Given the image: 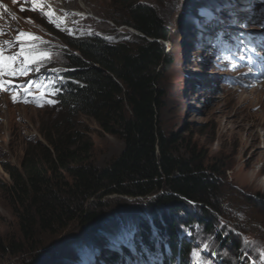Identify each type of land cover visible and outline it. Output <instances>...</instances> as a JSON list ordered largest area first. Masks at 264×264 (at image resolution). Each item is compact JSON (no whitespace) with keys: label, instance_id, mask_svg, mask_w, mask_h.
<instances>
[{"label":"rangeland","instance_id":"obj_1","mask_svg":"<svg viewBox=\"0 0 264 264\" xmlns=\"http://www.w3.org/2000/svg\"><path fill=\"white\" fill-rule=\"evenodd\" d=\"M25 1L32 4L30 0H15V2L0 0V30L4 33L0 35V45H5L6 41L11 42V46L5 45L2 55L4 57L13 55L19 51L22 43L25 50L35 56L34 62L28 65L27 74L0 75V81H10L6 90L0 91V186L7 179L2 169L3 164L19 166L28 145L41 143L42 129L46 132L47 127L51 128L57 119L59 107L52 89L47 87L43 79L41 70V66L45 63H54L62 67L68 63L65 55L67 48L57 36L72 37L82 34L99 37L111 43L133 44L137 35L135 31L126 26H118L112 20V18L124 17L120 6L117 5L123 0H50L63 7L60 13L54 12V17L57 19H50L47 16L57 26H53L57 31L54 35L39 23V16L34 14L20 16L24 11H21L19 3ZM138 1L157 11L170 30V40L166 47L172 59L170 66L164 68L165 71L162 73V89L166 93L165 106L159 115L162 131L166 136L174 135L176 139L181 140L177 149L181 151L182 158H189L192 150L202 159L205 158L203 166L208 168V174L211 172L214 174L217 181L216 200L213 202L215 211L210 210L214 218V228L212 233H208L211 244L215 246L220 238L227 237L228 247L233 236L239 239L240 249L228 247L224 250L225 254H235L242 259H247L246 256L249 255L255 258L257 264H264V212L259 200L260 197H264V103H259L264 101V93L249 94L256 85L264 83V9L259 10L264 7H260V0H247L241 3L236 7H246L249 2L253 3L246 7L245 15L252 14L255 21L245 20V15L235 12L233 19H236V22H229L227 29L224 26L218 28L219 25L213 18L206 26L203 21L197 22V19L207 14L206 9L198 14L203 7L200 5L201 0ZM204 1H207V4L218 3L215 9H221V5L228 0ZM32 6L36 11L46 13L43 7L37 4ZM212 9L209 11L211 12ZM251 23L256 24V27H252ZM20 32L37 37L38 39H35L37 42L25 39L17 43L16 36ZM201 34L206 38V43L202 42ZM184 39L185 43H183ZM225 43L229 44L225 45ZM204 59L208 60L207 64L203 63ZM22 61L23 57H20L13 66L20 67ZM187 62H191V70L184 67ZM210 72L213 74L209 76ZM196 78L216 79L217 86L213 93L207 92L204 99H196L195 93L198 91L193 83ZM219 82H222L221 86L225 88L222 93H218ZM208 87L211 89V85ZM239 91L245 93L242 100L237 99V95H240ZM13 96L16 97L15 102ZM186 96L191 100L184 104L183 102L187 100ZM81 122L82 130L94 144L93 163L96 167H104L119 156L124 148L119 138L106 134L91 118L81 117ZM257 136L256 142L254 137ZM124 201V198L119 196H110L101 202L103 207L98 209L97 213L120 207L118 213L110 216L102 225L103 230L117 227L118 224L125 225L128 221L125 218L154 208L149 204V201H153V197L145 202L140 201L131 205H125ZM98 202L99 199L96 197L91 198L83 208L93 210V205ZM145 204L149 205L144 206ZM185 209L186 206L181 205L179 212ZM121 214L122 218H117ZM136 220L135 218L134 223ZM77 226L71 223L55 237L45 233L38 234L32 243L34 245L38 240L43 246L27 250L29 245L22 239L18 220L13 215L6 198L0 194V238L5 243L14 241L23 243L26 247L24 248L26 252L16 257L4 259L0 255V264L31 263L34 261L32 258L37 254L49 252L59 243L74 244L82 235L90 232L89 229L82 230ZM216 232L221 236H215ZM117 235L126 245H132L124 247L128 251L133 249L136 259L131 261L127 256L128 262L124 264H142L143 260L137 256V247L133 246V239L128 237L126 229L121 228ZM103 236L104 241L85 248L83 263L93 264L90 257L92 261L95 257L97 262L102 247L114 249V246H120L113 235L103 233ZM159 240L162 243V239ZM145 246H140L143 248V253L147 252L145 255L141 253L145 258L144 264L162 262V255L157 246H154L151 252L148 251L149 247ZM94 248L99 250L96 256L92 250L88 251ZM194 253L195 258L202 256L200 250ZM98 258L100 261L97 264H121L119 260L116 263L104 262L105 258H102V255ZM63 260L64 258H61L59 262L66 264ZM44 263L47 262L45 260L41 262Z\"/></svg>","mask_w":264,"mask_h":264},{"label":"trees","instance_id":"obj_2","mask_svg":"<svg viewBox=\"0 0 264 264\" xmlns=\"http://www.w3.org/2000/svg\"><path fill=\"white\" fill-rule=\"evenodd\" d=\"M217 4L213 2V8ZM117 5L124 17L112 18L113 22L136 31V42L111 43L82 34L57 36L67 48L68 61L63 76L66 81L56 96L57 119L46 132L42 129L41 143L28 145L19 166L3 164L7 179L0 194L18 220L27 250L43 246L38 240L32 243L38 234L55 237L71 223L90 231L74 244L59 243L24 264L44 260L46 264H62L61 258H71L69 264H85L82 254L77 256L79 251L101 243L103 233L113 235L120 245L100 251L104 262H122L119 253L129 257L131 253L124 247L129 244L118 238L121 228L126 229L140 255L147 253L141 245L149 247L148 251L157 246L162 255L159 264H257L249 255L242 259L224 253L228 247L240 249L238 238L232 236L228 247L227 237L215 246L211 244L208 233H212L214 218L210 210L215 211L217 192L214 174H208L203 166L205 158L194 150L189 158H182L177 149L181 140L166 136L159 124L166 97L162 73L172 59L166 47L170 30L157 11L138 0H123ZM38 21L48 32L57 33L44 19ZM81 117L93 119L106 134L123 142L119 156L104 167L93 163L94 144L82 130ZM113 194L137 199L138 203L153 197L149 204L154 208L127 219L124 215L128 220L125 225L103 230L105 223L95 222L103 204H94L93 210L83 207L90 198L100 200ZM259 200L264 212V197ZM181 205L186 209L179 212ZM215 236L221 235L216 232ZM24 248L23 243H5L0 238L4 259L25 253ZM196 250L202 252L200 258L194 257Z\"/></svg>","mask_w":264,"mask_h":264},{"label":"bare ground","instance_id":"obj_3","mask_svg":"<svg viewBox=\"0 0 264 264\" xmlns=\"http://www.w3.org/2000/svg\"><path fill=\"white\" fill-rule=\"evenodd\" d=\"M245 2H247V0H238V1H236V0H233L232 2L231 1H226L225 3H223L222 5H221V9H215L216 7H214L213 9H212V7H213V4H207V1H204L203 3L202 2H200V5H202L203 7L201 8V10L200 11H198V14H200V13H202L203 11H204V9H206L207 10V14H204L203 15V19H202V21L204 22V24H205V26L207 25V23H209V21L213 18L214 19V22H216L217 23V25H219V27L218 28H222L223 26L224 27H227V29H229L228 28V26H227V24L229 23V22H236V19H233V14L231 13V10H233L236 6H238V5H240L241 3H245ZM4 4V3H3ZM38 5L39 6H41V7H43L44 8V11L46 12V13H50V15H51V17H54L55 15H54V12H56V11H59V13H60V10L63 8V7H61V5H58V3H57V5H56V3H55V1H54V3L53 2H51L50 0H40V2L38 3ZM12 6V5H11ZM10 6V7H11ZM6 7V6H5ZM220 6H218V8H219ZM1 9V8H0ZM209 9H212V11L210 12L209 11ZM10 10V9H9ZM64 10V9H63ZM7 11V10H6ZM1 12H3V11H1ZM66 13V12H65ZM196 13H197V10H196ZM10 15V14H9ZM66 18V17H65ZM68 20V19H67ZM58 21V20H57ZM62 21V20H61ZM62 23V22H61ZM70 25V24H69ZM205 28V27H204ZM204 28L202 29V32H203V30H204ZM231 29H235L234 27H231ZM220 30V29H219ZM254 30H256V29H254ZM27 31V30H26ZM200 31V30H199ZM251 32H254L253 30H251ZM255 32H257V31H255ZM231 33H233L232 31H231ZM230 35V34H229ZM201 36H202V34H201ZM208 40V39H207ZM32 41V40H31ZM36 41V40H35ZM186 42V40L184 39L183 40V43H185ZM202 42H204V43H206V38L204 37V36H202ZM208 42V41H207ZM184 48H185V44H184V47H183V50H184ZM203 61V63L204 64H207V62H208V60L207 59H204V60H202ZM188 64H186V65H184V67L186 68V69H189L190 67H191V62H187ZM190 70H191V68H190ZM213 73L212 72H210V73H208V75L210 76V75H212ZM214 75H217V73H214ZM196 81H194L193 83H194V85L196 86V88H197V93H195L196 95H197V97H196V99H198V100H200V99H204V96L207 94V92H208V94H211V93H213V91L215 90V88H216V79H212V78H205V79H195ZM209 85H211V89L208 87ZM207 86V87H206ZM214 87V88H213ZM251 92H254V93H258L259 95L260 94H262V93H264V83L263 84H261V85H256L254 88H252V90H250V92H249V94H253V93H251ZM239 94L240 95H237V99H241L242 100V98H244L245 97V93H244V91H239ZM247 94V93H246ZM210 96V95H209ZM240 96V97H239ZM236 97V96H235ZM186 98H187V100L185 101V102H183L184 104L185 103H187V102H190V98L188 99V97L186 96ZM216 98V97H215ZM193 99V98H192ZM195 99V98H194ZM193 99V100H194ZM211 99V98H210ZM213 99H214V97H213ZM262 100V99H261ZM206 101V100H205ZM248 102V101H247ZM258 102V101H257ZM256 102V103H257ZM259 103H264V101L262 102H260L259 101ZM249 104V103H248ZM247 104V105H248ZM186 106V105H185ZM255 139V141L257 142L258 140L256 139V138H258V136L257 137H254ZM104 241V240H103ZM129 243V242H128ZM105 246H108V245H105ZM130 246V245H129ZM132 246V245H131ZM130 246V247H131ZM133 246H134V244H133ZM120 247V246H119ZM88 248V247H87ZM102 248H104V247H102ZM133 248V247H132ZM107 249V248H106ZM128 249H129V247H128ZM82 250V252L81 253H79L77 256H79V255H81L82 254V256L81 257H83L84 256V250H85V248L84 249H81ZM90 250H92L93 251V253L95 254V256H96V253L99 251L98 250V248H94V250L93 249H89L88 251H90ZM154 250V249H153ZM126 251V250H125ZM128 251V250H127ZM87 252V251H86ZM129 252V251H128ZM151 252V251H150ZM63 254H64V252H62ZM86 254V253H85ZM91 254V253H90ZM115 254V253H114ZM88 255H89V252H88ZM99 255H100V252L98 253V256H97V262H96V258L94 257V261H92V257H90V260H91V262L93 263V264H97L98 263V257H99ZM83 259H84V257H83ZM64 260H65V262H66V264H69V262H70V260H71V258L70 259H65L64 258ZM63 260V261H64ZM60 263H63V262H60ZM89 264V263H88Z\"/></svg>","mask_w":264,"mask_h":264},{"label":"snow or ice","instance_id":"obj_4","mask_svg":"<svg viewBox=\"0 0 264 264\" xmlns=\"http://www.w3.org/2000/svg\"><path fill=\"white\" fill-rule=\"evenodd\" d=\"M15 2V0H14ZM30 2L33 5H36L40 2V0H30ZM42 6V5H41ZM32 11H35L36 8L33 7L31 9ZM21 11H24V8H21ZM44 15L49 16L51 19L50 13H44ZM4 34L2 30H0V35ZM34 40L38 39L37 37H33L28 33L20 32L16 36V42L19 43L22 40ZM5 45L11 46V42L6 41ZM5 45H0V75H7V76H17V75H25L27 74L28 71V65L30 63H33L35 60V56L32 53H29L25 50L24 45L21 43L20 44V49L18 52L14 53L13 55L9 57H4L2 55V50L5 47ZM23 57V61L20 65V67H14L13 65L15 62L20 58ZM10 84V81H0V91L6 90V86ZM29 86H31V81H29ZM17 87H19L17 85ZM16 97L13 96V101L15 102Z\"/></svg>","mask_w":264,"mask_h":264},{"label":"clouds","instance_id":"obj_5","mask_svg":"<svg viewBox=\"0 0 264 264\" xmlns=\"http://www.w3.org/2000/svg\"><path fill=\"white\" fill-rule=\"evenodd\" d=\"M19 5L21 6V8L23 7L24 8V13L20 16H23L25 14H34L36 16H39L40 18L44 19L45 22L49 25H51L52 27H57L46 15H44L41 11L38 12V11H32L31 8H33L34 6H32V4H30L28 1H25V3H19ZM38 5V4H37ZM42 10V9H41ZM51 18H55L57 19L56 17H51ZM201 18L200 19H197V22H201ZM53 27V28H54ZM55 29V28H54ZM128 29H131V28H128ZM56 30V29H55ZM133 30V29H131ZM36 31V30H34ZM134 31V30H133ZM38 32V31H37ZM136 32V31H135ZM40 34H42L43 36H45L42 32H39ZM50 33V32H49ZM137 33V32H136ZM78 35H81V34H77V35H74V36H78ZM47 39L48 37L45 36ZM73 37V36H72ZM35 40V39H34ZM49 40V39H48ZM34 42H37V41H34ZM54 46V45H53ZM55 47V46H54ZM66 66L62 67V66H59L57 64H54V63H45L44 65L41 66V70H42V73H43V79L44 81H46L47 83V87L52 89L53 91V95H54V98H56V96L58 95V93H60L62 91V85L64 84V82L66 81V79L63 77L64 76V71L66 70L65 68ZM218 85H220V83H218ZM222 89H221V88ZM223 90H225L224 87H222L221 85L219 86V90H218V93H222ZM57 101V100H56Z\"/></svg>","mask_w":264,"mask_h":264},{"label":"water","instance_id":"obj_6","mask_svg":"<svg viewBox=\"0 0 264 264\" xmlns=\"http://www.w3.org/2000/svg\"><path fill=\"white\" fill-rule=\"evenodd\" d=\"M110 196H117V195H115V194H113V195H109V196H104V197H102L100 200H99V202H103V200L105 199V198H107V197H110ZM89 200H91V198L89 199ZM88 200V201H89ZM124 202H125V205H131L132 203L133 204H136V203H138V201H136L137 199H133V198H124ZM127 203V204H126ZM119 209H120V207H117V208H113V209H105V212H103V211H100V213H98V218L95 220V222L97 221L98 222V220L100 221V223L99 224H103V223H105V221L110 217V216H112V215H114V214H117L118 213V211H119ZM94 222V223H95Z\"/></svg>","mask_w":264,"mask_h":264}]
</instances>
